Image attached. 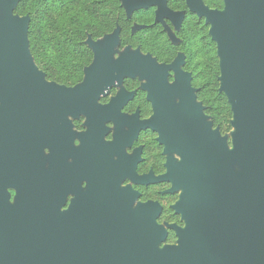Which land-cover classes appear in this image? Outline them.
<instances>
[{
    "label": "flooded vegetation",
    "instance_id": "af4514ba",
    "mask_svg": "<svg viewBox=\"0 0 264 264\" xmlns=\"http://www.w3.org/2000/svg\"><path fill=\"white\" fill-rule=\"evenodd\" d=\"M172 1L167 9L179 15L177 19H159V5L140 9L139 14L152 11L151 26L178 46L188 13L207 22L190 9L189 0H183L180 10L170 7ZM19 6L20 1L13 0L9 9L0 0L4 46L13 44L6 31L10 14L18 24L25 20ZM29 48L34 58L30 40ZM140 53L148 55L156 69H131L103 84L81 108L75 98L57 89L73 93L84 88L94 69H85L80 83L63 82L40 69L34 58L35 87L29 81L20 86L14 72L0 68V264H139L143 239L152 256L168 247L183 248L181 234L197 233L198 222L190 218L197 211L191 192L196 154L191 149L201 139L198 132L191 134L192 122L202 132L203 125L208 126L214 136L218 134L212 130L222 131L199 99L204 83L195 86L184 53L170 63ZM158 74H164L169 90L179 88L163 103L156 100L153 87L159 84L153 82ZM182 77L193 91L199 121L186 104L190 94L181 85ZM84 207L92 225L81 228L87 235L86 242H80L78 215ZM96 216H119L135 223L102 229L94 225ZM102 231L112 234L100 243L96 232ZM159 233L166 234L161 242L155 237Z\"/></svg>",
    "mask_w": 264,
    "mask_h": 264
},
{
    "label": "water",
    "instance_id": "95a60500",
    "mask_svg": "<svg viewBox=\"0 0 264 264\" xmlns=\"http://www.w3.org/2000/svg\"><path fill=\"white\" fill-rule=\"evenodd\" d=\"M5 1L10 9L13 0ZM168 1L123 0V5L128 12L159 5V19H177L179 15L168 11ZM224 1L222 11L210 9L201 0H189V5L211 26L210 34L217 43L221 61V80L224 83L221 89L231 104L244 148L236 146L228 151L225 144H218V136L212 135L208 126L203 125L202 132L192 120L194 123L190 132H198L201 144L191 149L196 154L192 162L194 174L191 192L197 211L190 218L197 220L199 229L195 234L191 230L181 234L183 248L168 247L153 251L152 256L148 254L150 249L143 239L142 261L139 264H264V0ZM24 18V22L18 24L10 14L6 31L13 44L7 47L0 43V68L14 72L20 86L29 81L36 87L37 66L28 40L30 19ZM109 37L104 52H97L90 68L94 72L90 74L88 84L73 93L57 89L62 95L75 98L80 108L103 90V84L108 85L117 77L131 73V69L137 66L140 69H156L149 60H140L139 54L127 56L115 67L107 65L119 39L118 31ZM158 76V81L154 79L153 82L159 84L153 83V87L156 100L163 103L166 98L171 100L172 94L179 88L169 90L163 79L164 74ZM186 79L181 78V85L190 94L186 104L190 106L192 116H196L193 118L199 121L198 108L193 105V91L186 86ZM234 167L244 172L235 174ZM80 210L78 236L80 242H86L87 232L82 229L92 224L88 207ZM130 220L135 223L133 219L125 220L119 216H96L94 225L102 229L119 228L132 225ZM109 234L112 233L96 232L97 236H101L96 241L105 242ZM156 235L157 242L166 236L165 233Z\"/></svg>",
    "mask_w": 264,
    "mask_h": 264
},
{
    "label": "trees",
    "instance_id": "16d2710c",
    "mask_svg": "<svg viewBox=\"0 0 264 264\" xmlns=\"http://www.w3.org/2000/svg\"><path fill=\"white\" fill-rule=\"evenodd\" d=\"M19 1L20 14L30 19L28 35L40 69L60 77L63 82L80 83L85 69H90L95 61L88 39L100 40L118 31L121 48L139 47L161 63H170L179 52L184 53L186 69L193 74L195 86L204 83L199 99L204 102L206 113L222 133L232 129V107L220 84L218 46L210 34L211 26L203 20L188 13L181 42L173 46L164 33L151 26L152 11L146 16L139 14L140 9L128 12L123 0ZM204 1L211 9H224V0ZM184 4L183 0H174L170 7L180 10ZM137 24L146 27L136 30Z\"/></svg>",
    "mask_w": 264,
    "mask_h": 264
},
{
    "label": "rangeland",
    "instance_id": "374dc122",
    "mask_svg": "<svg viewBox=\"0 0 264 264\" xmlns=\"http://www.w3.org/2000/svg\"><path fill=\"white\" fill-rule=\"evenodd\" d=\"M112 35H115V33ZM110 38L111 37L108 36L100 40H94L92 38L88 39L87 44L90 48L93 49L95 57H97V52H104L106 43ZM136 54H139L140 59L147 60L149 58L150 60H152L148 55H143L142 53H140L139 47L132 48L131 46H126L124 48H121V42L119 41V39H117L112 49L111 56L107 61V65L115 67L127 56L133 57ZM221 78H220V84H221V88H223L224 83L221 80ZM235 123H236V119L234 118L233 115V119L231 122L232 129L229 132L221 133L219 130H212L213 133L218 134L219 143L225 144L228 149H232V150H234L236 146H239L240 148H244V141L242 138L241 131L239 128L236 127ZM208 125L211 126V122L209 121V118H208ZM235 172L238 174H242L244 171L243 169L236 167Z\"/></svg>",
    "mask_w": 264,
    "mask_h": 264
}]
</instances>
